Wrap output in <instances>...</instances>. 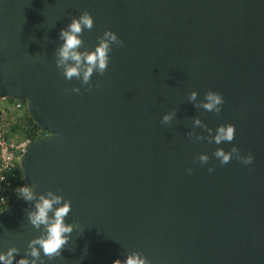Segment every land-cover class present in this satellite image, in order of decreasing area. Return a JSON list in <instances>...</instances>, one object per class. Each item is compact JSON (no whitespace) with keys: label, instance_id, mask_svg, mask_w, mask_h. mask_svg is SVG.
Instances as JSON below:
<instances>
[{"label":"water","instance_id":"1","mask_svg":"<svg viewBox=\"0 0 264 264\" xmlns=\"http://www.w3.org/2000/svg\"><path fill=\"white\" fill-rule=\"evenodd\" d=\"M84 12L78 51L117 36L87 83L57 63L61 29ZM210 91L218 110L202 107ZM6 97L49 132L20 160L34 198L0 210L12 264L46 235L29 213L49 192L70 202L72 231L37 264H264V0H0ZM221 126L231 141L215 142Z\"/></svg>","mask_w":264,"mask_h":264},{"label":"clouds","instance_id":"2","mask_svg":"<svg viewBox=\"0 0 264 264\" xmlns=\"http://www.w3.org/2000/svg\"><path fill=\"white\" fill-rule=\"evenodd\" d=\"M93 17L90 13L84 12L79 17H75L64 29H61L60 35L64 40L63 45L58 50V65L64 66V75L70 79L74 75L79 77L83 74V81L87 83L93 71L104 72L109 62L110 43L117 40L114 32L108 31L104 33V38L92 50L80 52L79 46L82 44L80 33L83 28L91 29L93 27ZM74 61V64H68V61ZM196 92L191 95L195 99ZM222 103V96L217 92H209L206 94V102L202 107L208 111L218 110ZM171 119L170 114H165L163 120L167 122ZM200 123L199 120L196 121ZM234 136V128L232 126H221L217 130L215 142L220 143L222 140L231 141ZM216 156L221 158V163H227L230 160L229 154L223 150H218ZM207 156H201V160H206ZM252 156H249L244 161L250 163ZM190 171V170H189ZM19 193L26 199L34 198L33 188L31 186H23L19 188ZM62 197L49 192L47 195L41 194L36 202L35 210L29 213L31 223L39 228L44 225L46 235L38 237L30 242L31 252L33 257L30 262L26 258H21L17 264H37V260L41 255L52 257L60 252L62 247L67 243L68 236L66 234L72 231V226L65 224V217L70 211V202L61 203ZM60 205L59 207H54ZM52 216H49V213ZM16 249H9L7 253H0V264H12ZM114 264H145L137 255H130L126 260L121 261L119 258L114 261Z\"/></svg>","mask_w":264,"mask_h":264},{"label":"built area","instance_id":"3","mask_svg":"<svg viewBox=\"0 0 264 264\" xmlns=\"http://www.w3.org/2000/svg\"><path fill=\"white\" fill-rule=\"evenodd\" d=\"M6 98L8 103L0 105V210L21 196L19 188L30 186L20 176L18 169H21L20 160L31 138L21 136L14 130L17 124H25L28 109L26 103ZM47 135L49 132L42 129L39 137Z\"/></svg>","mask_w":264,"mask_h":264},{"label":"trees","instance_id":"4","mask_svg":"<svg viewBox=\"0 0 264 264\" xmlns=\"http://www.w3.org/2000/svg\"><path fill=\"white\" fill-rule=\"evenodd\" d=\"M11 100L12 97H9ZM21 136L29 137L31 139L39 137L41 133V127H39L35 121L30 117L29 113L27 114V121L24 123H19L14 128ZM20 176L22 175L21 169H18Z\"/></svg>","mask_w":264,"mask_h":264},{"label":"rangeland","instance_id":"5","mask_svg":"<svg viewBox=\"0 0 264 264\" xmlns=\"http://www.w3.org/2000/svg\"><path fill=\"white\" fill-rule=\"evenodd\" d=\"M8 103V99L7 98H0V105H6Z\"/></svg>","mask_w":264,"mask_h":264}]
</instances>
